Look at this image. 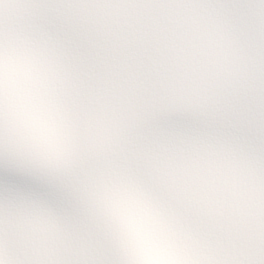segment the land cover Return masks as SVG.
Masks as SVG:
<instances>
[{"label": "snow or ice", "instance_id": "1", "mask_svg": "<svg viewBox=\"0 0 264 264\" xmlns=\"http://www.w3.org/2000/svg\"><path fill=\"white\" fill-rule=\"evenodd\" d=\"M0 264H264V0H0Z\"/></svg>", "mask_w": 264, "mask_h": 264}]
</instances>
